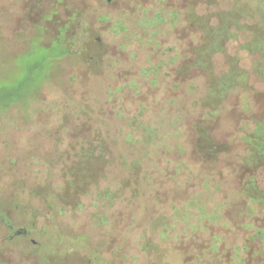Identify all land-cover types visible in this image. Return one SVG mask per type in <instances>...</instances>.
<instances>
[{
    "label": "rangeland",
    "instance_id": "obj_1",
    "mask_svg": "<svg viewBox=\"0 0 264 264\" xmlns=\"http://www.w3.org/2000/svg\"><path fill=\"white\" fill-rule=\"evenodd\" d=\"M55 1L0 0L8 50L21 49L20 34L49 17ZM76 2L91 8L79 36L69 35L75 55L62 61L59 81L43 91L29 121L16 111L0 119L2 264H264V97L256 93L264 91V55L240 49L253 39L249 25L214 59L221 75L228 55H238L248 79L230 91L217 129L230 149L219 163H204L191 125L207 77L166 73L169 58L178 55L176 67L191 60L199 41L182 17L172 24L178 1ZM237 2L264 12V0L220 6ZM68 13L61 8L59 20ZM138 123L159 133L149 139ZM99 128L114 142L115 161L80 179L88 166L76 165L78 146ZM73 139L80 144L70 146Z\"/></svg>",
    "mask_w": 264,
    "mask_h": 264
},
{
    "label": "trees",
    "instance_id": "obj_2",
    "mask_svg": "<svg viewBox=\"0 0 264 264\" xmlns=\"http://www.w3.org/2000/svg\"><path fill=\"white\" fill-rule=\"evenodd\" d=\"M109 1L103 0L107 4ZM168 1L169 6L172 0ZM177 1L180 10H172L169 14L170 19L173 20L172 24L175 23L176 18L182 17L184 28L195 31L199 35V41L190 47L191 60L183 61L176 67L178 55L169 58L167 65L172 68L166 73L170 76L176 72L185 80L193 71H200L207 77V88L199 98V112L196 111L199 119L197 118L191 127L195 133V145L201 156V162L219 163L220 154L229 150L230 146L216 136L217 129L222 123V115L229 101L230 91L235 89V84L242 85V81L246 84L248 74L241 68L239 56L236 54L233 58L228 55V71L221 75L215 71L214 59L216 55L226 53L230 40L237 38L236 36L244 30L246 25H249L252 31L253 39L249 42H240V49L247 53L260 52L264 55V12L246 3L237 2L231 8L225 9L220 6V0ZM53 3L45 12L46 15H50L49 17L39 18L31 23L29 32L20 34L18 39L21 49L18 51L8 50L6 41L0 33V119L16 111L22 119L29 121L37 109L35 104L43 91L53 82L59 81L62 61L75 55V50L72 48L74 42L69 40V35L74 38L79 36L76 31L90 11L91 5L83 6L76 0H56ZM202 6L215 7L204 11L200 10ZM61 8L69 13L59 20ZM156 19L159 20V15ZM247 20L251 21L250 24ZM122 21L123 19L118 23L119 30L125 26ZM55 24L56 26L53 27L52 25ZM32 37L35 39L34 42L31 41ZM82 55L85 56V53H81V57ZM92 56L97 60L96 54ZM7 58L10 61L9 67L2 63ZM261 66L264 69V64L261 63ZM255 67L257 68V64ZM158 69L154 67L151 71H158ZM41 73L43 75L39 78ZM156 83V78L151 80L152 85ZM60 84H63L61 78ZM193 88V86L190 87V89ZM235 93L237 94V91ZM256 93L264 97V91ZM242 101H245V104L248 103V99H242ZM75 102L76 100H73L72 103ZM244 105L243 108H245ZM242 107L239 105V109ZM137 125L144 127L145 136L149 139L159 133V128L151 124L138 123ZM72 128L69 131L73 132ZM99 132L97 138L86 139L78 146L80 163L76 165L88 166V168L83 165L80 167L82 173H77L80 179L90 181L94 176L95 165L108 166L115 161L116 153L111 148V145H114L113 140L104 135L107 132L102 128H99ZM78 143L73 139L70 146H76ZM96 151L100 152L98 156H95ZM93 158L95 162H92ZM243 166L248 167L246 164ZM257 235L263 240V231ZM0 264H2L1 261Z\"/></svg>",
    "mask_w": 264,
    "mask_h": 264
}]
</instances>
